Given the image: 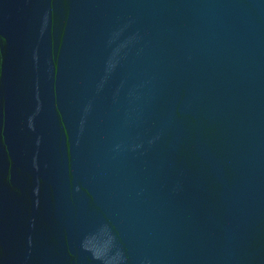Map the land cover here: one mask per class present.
<instances>
[{"label":"water","instance_id":"95a60500","mask_svg":"<svg viewBox=\"0 0 264 264\" xmlns=\"http://www.w3.org/2000/svg\"><path fill=\"white\" fill-rule=\"evenodd\" d=\"M0 264H264V0H0Z\"/></svg>","mask_w":264,"mask_h":264}]
</instances>
